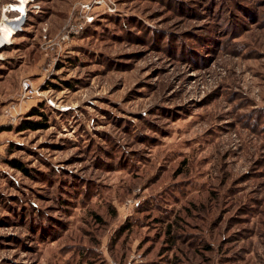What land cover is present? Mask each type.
<instances>
[{"label": "rangeland", "instance_id": "obj_1", "mask_svg": "<svg viewBox=\"0 0 264 264\" xmlns=\"http://www.w3.org/2000/svg\"><path fill=\"white\" fill-rule=\"evenodd\" d=\"M12 21L0 113L36 91L0 126V264H264V0H0Z\"/></svg>", "mask_w": 264, "mask_h": 264}, {"label": "built area", "instance_id": "obj_2", "mask_svg": "<svg viewBox=\"0 0 264 264\" xmlns=\"http://www.w3.org/2000/svg\"><path fill=\"white\" fill-rule=\"evenodd\" d=\"M85 8H89L90 6L86 5ZM73 30L66 34L63 37L64 41L70 40V35ZM71 33V34H70ZM23 89L25 90V94L22 98L17 99L15 102L10 103L8 106L4 107L0 113V126L13 124L17 120V115L22 114V109L27 105L28 100L35 94L33 86L29 82H24Z\"/></svg>", "mask_w": 264, "mask_h": 264}, {"label": "trees", "instance_id": "obj_3", "mask_svg": "<svg viewBox=\"0 0 264 264\" xmlns=\"http://www.w3.org/2000/svg\"><path fill=\"white\" fill-rule=\"evenodd\" d=\"M30 117H40L41 120L37 121H32V120H24L21 125L18 128V131H27V130H33V131H38V130H45L48 129V124L46 122L47 118L45 114H43L40 111V108H34L30 112ZM10 165L20 171H22L24 174L28 175L29 174V169L24 166L22 162L19 160H12L9 162Z\"/></svg>", "mask_w": 264, "mask_h": 264}, {"label": "bare ground", "instance_id": "obj_4", "mask_svg": "<svg viewBox=\"0 0 264 264\" xmlns=\"http://www.w3.org/2000/svg\"><path fill=\"white\" fill-rule=\"evenodd\" d=\"M13 22L14 21L7 23L6 26L2 28V36L0 38V47H3L5 45H8L9 43H11V39H12L11 36L15 32H17L18 26L13 24ZM18 29H20V27Z\"/></svg>", "mask_w": 264, "mask_h": 264}, {"label": "water", "instance_id": "obj_5", "mask_svg": "<svg viewBox=\"0 0 264 264\" xmlns=\"http://www.w3.org/2000/svg\"><path fill=\"white\" fill-rule=\"evenodd\" d=\"M24 21H25V16L22 17V20L20 22V25H22L24 23Z\"/></svg>", "mask_w": 264, "mask_h": 264}]
</instances>
